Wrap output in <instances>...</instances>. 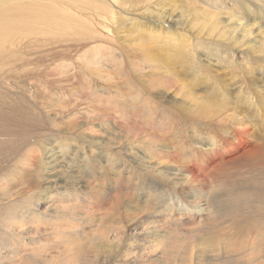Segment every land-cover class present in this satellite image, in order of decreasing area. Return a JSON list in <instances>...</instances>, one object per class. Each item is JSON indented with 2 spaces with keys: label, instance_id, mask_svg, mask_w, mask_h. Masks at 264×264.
Listing matches in <instances>:
<instances>
[{
  "label": "rangeland",
  "instance_id": "rangeland-1",
  "mask_svg": "<svg viewBox=\"0 0 264 264\" xmlns=\"http://www.w3.org/2000/svg\"><path fill=\"white\" fill-rule=\"evenodd\" d=\"M124 2L132 8L122 10L115 0L120 17L135 16L161 33L143 34L132 25L109 33L95 22L91 34L57 29L21 41L12 72L17 89L35 95L40 119L31 139L38 152L33 164L18 159L27 140L17 159L0 157V264H264V129L250 138L249 152L246 145L230 150L239 156L234 160H210V146L202 147L198 136L231 112L213 96L214 69L221 65L210 70L201 59L231 60L247 87L239 66L249 53L237 24L257 21L264 29V0ZM224 3L235 7L233 18L213 30L208 19L225 17ZM262 36L256 53L264 50ZM86 52L94 61L81 58ZM252 61L264 66V56ZM192 63L202 69L196 86ZM205 70L211 71L207 82ZM258 123L261 128L264 117ZM5 135L0 132L1 140ZM195 155L204 161L205 180L189 184L183 175L162 174L178 166L183 173L196 170ZM194 190L203 200L199 209ZM68 193L77 196L59 198ZM187 202L188 212L173 211ZM22 212L28 225L15 227Z\"/></svg>",
  "mask_w": 264,
  "mask_h": 264
},
{
  "label": "bare ground",
  "instance_id": "bare-ground-1",
  "mask_svg": "<svg viewBox=\"0 0 264 264\" xmlns=\"http://www.w3.org/2000/svg\"><path fill=\"white\" fill-rule=\"evenodd\" d=\"M217 1L218 0H213L212 5L216 6ZM120 4L123 5L121 8L122 10L129 7L132 8V5H128V3L124 2V0H122V3ZM116 5L115 0H0V132L3 131V133L6 134V139L1 140L2 137H0V157L2 155L7 159L11 157L10 161L17 159L19 155H15L16 152L21 149L22 143L29 140L26 149L18 159L24 162L28 161L30 164L35 163L37 159L36 153L38 152V149L37 147L34 148V144H32L33 140L31 139L36 136L34 135L31 137L32 133L37 131L39 125V123H36L35 121L40 119L39 113L34 107V105H36L35 95L34 93L25 94L19 91L17 89L16 77L12 72L13 68L16 69V63L19 60L16 55L20 54L19 49L22 39H27L29 36L33 38L40 36L42 37L41 39H43L47 35L53 36V34L59 33L60 31H57V29H76L78 34L75 33V35L79 36L82 35L81 31L85 35L91 34L95 31V22L101 23L106 30H109V33L110 29H116L115 34L119 33V30H123L122 27H126L128 25H132V28L136 27L135 30H142L143 34H145V32H148V34L154 32V34H156L157 32H160V29L152 26L151 24L142 22L135 16L132 17L126 15V17H120L121 11L118 13L114 9V6ZM221 9L223 12H227V14L224 15L225 17L222 15L218 19L213 20L212 17L208 19L210 23L214 25L213 30H217L219 28L225 29L226 26L221 25L228 24V22H230L233 18V12L235 10L233 5L226 4V8L221 7ZM85 11H87L86 14L83 13ZM130 11L132 10L130 9ZM116 13L118 16H116ZM207 13L211 14L212 12L210 13L207 11ZM256 13L258 12L256 11ZM235 20L238 21V19ZM237 25L240 27L239 30L242 33L240 35L239 43L242 44V48L245 52L249 53L247 60L241 64L242 66H239L243 67V74L247 76V81L249 83L247 87L244 84V80L239 78L241 74L237 71H235V73L233 72V64L231 63V60L229 62L220 63L214 58L208 59L207 57H204L201 59V62H206L204 64H206L210 70H212L216 64L221 65L220 68L214 69L215 73L213 74L214 77L217 78L216 84L213 82V90H215L213 96H216L217 99L220 98V106L222 107L223 112L231 111L221 118V122L218 127L202 129L198 135L202 138V147L210 146L209 150L212 152L209 155L210 160H212L213 156L224 157V160H231V158L234 160L239 158V156H236L234 153L230 152V150L243 151V147L246 145V151L249 152L251 149V147L248 146L250 138L256 132L264 129V125L259 128L260 124L258 123L259 116H261V118L264 117V66L252 61L256 58V54L261 57L264 56V50L260 53H256L260 47V40H258L259 35L263 34L261 38L264 40V29L257 21L252 22L251 26L250 23ZM237 29L238 28H236L235 31ZM250 30L251 32H249ZM104 31L105 30H103V32ZM173 35L176 38L178 37V34L174 33ZM247 36H249L251 40V43L249 44H246V40H244ZM19 38L20 40H18ZM176 41L181 42L182 40ZM195 44L198 43L196 42ZM193 51L196 53V49ZM31 58L32 57H29V59ZM81 58L87 61H94L87 52L86 55H83ZM193 59H191L190 62H192ZM56 60L61 61V63L64 61L62 60V57L56 58L55 61ZM250 61L251 63L249 65ZM193 64L194 63H192V66L189 68L191 71L190 80L191 84L196 86V84H200L201 81H203L202 76L196 75L197 72H199V69L201 71L202 69L195 68ZM59 67H63V65H60ZM248 67L251 69L248 70ZM210 72L205 70L203 73L206 82L210 79ZM228 75L232 76L231 82H227L229 78L226 76ZM225 77L227 79H225ZM253 89L255 93L253 92ZM256 95L258 98H256ZM226 102H231L232 104H226ZM242 106H245V108L243 109ZM17 144L20 145L17 146ZM63 149L64 148L62 147L61 150H53L54 152L51 156L55 157L56 154L60 153ZM257 154L258 156H262L259 153ZM196 159L199 161V163H196L198 164V166H196V170L187 166L186 168L191 169H189L187 173H183L180 172V167L178 166L174 169L166 168L162 174H164V177H168L173 180L179 179L180 175H183V178H185L184 183L191 184L195 181L201 182L206 178V175L203 173V171H205L203 168L204 161L197 156ZM187 161L189 162V159ZM45 167L51 169L49 166ZM7 171H9V169H7ZM4 174L5 176L3 175L2 177L9 179V176H15L17 174V169L15 173ZM174 183L177 184L180 182L174 181ZM198 192L199 190H194L192 192V196L196 198H193L192 200L197 201L193 204V208L197 206L199 209L203 207L201 204L203 200L197 199L196 194ZM71 196L76 197L77 194L70 195L68 193L67 196L60 195L59 198L62 197V199L65 198L67 200ZM190 207L191 204L188 203V205H185L184 208L179 206V209H173V211L182 214L188 212ZM166 208H168V206H166ZM24 215V212L19 214L18 219L14 222L15 227L28 225L24 220ZM31 215L32 213L29 214L30 217Z\"/></svg>",
  "mask_w": 264,
  "mask_h": 264
}]
</instances>
